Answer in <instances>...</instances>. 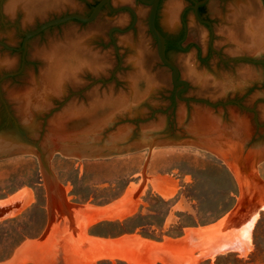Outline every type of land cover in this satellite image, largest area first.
<instances>
[{
	"label": "rangeland",
	"instance_id": "374dc122",
	"mask_svg": "<svg viewBox=\"0 0 264 264\" xmlns=\"http://www.w3.org/2000/svg\"><path fill=\"white\" fill-rule=\"evenodd\" d=\"M98 1L0 0V76L19 70L22 33L69 13L89 15ZM187 1L161 2L157 14L161 30L168 34L180 32L179 15L193 0ZM111 6L131 7L137 14V23L128 29L129 12L112 14L105 7L92 22L71 20L28 40L22 73L0 84L2 125L19 120L21 98L35 93L41 81L49 80L50 91L46 92L53 91L43 100L46 111L37 116L41 127L60 116V112L56 113L60 107L71 110L95 106L99 112L94 118L100 117L104 108L110 106L111 98L128 94L130 88L142 104L138 118L169 108L172 99L176 108L169 115L172 120L176 118L184 103L172 93L171 70L157 56L156 43L146 25L149 7L141 0H111ZM168 6H175V10L166 26L163 13ZM206 16L212 34L206 26L197 24L190 11L186 12L179 49L169 54L178 67L179 79L189 85L180 95L210 102L238 100L244 106L254 107L257 121L264 123V0H211ZM127 26L124 33H112L113 28ZM113 76L110 84L97 81H107ZM60 80L65 81L63 90ZM194 106L203 118L214 114L201 104ZM227 109L234 115L240 112L236 106ZM66 115L64 130L80 129L71 122V114ZM243 115L252 134L264 131V127L255 126L254 114ZM157 117L167 116L160 113ZM220 160L193 145L159 146L107 158L75 159L54 154L48 163L49 176L34 155L0 159V200L16 193L32 196L31 202L18 213L0 220V264H236L235 259L242 264H264V212L253 227L247 251L223 250L211 256L202 251L203 246L227 234L232 223L233 227L238 225L239 214L247 211L252 202L264 197V162L244 176L250 184L255 179L257 188H262L259 192L254 188L253 192L251 187L240 203H237L240 187L224 164L237 190L232 208L240 206L230 219L229 228L219 230L212 241H205L211 234L204 237L192 234V239L189 238L187 228L182 239L164 236L157 241L138 231L121 235L118 225L100 224L123 221L141 213L146 218L144 222L164 221V231L182 222L198 223L189 229L202 227V221L210 216L208 211L217 207L228 187L227 178L216 168ZM158 198L169 201L172 207L168 215L162 213L154 218L150 210L160 206L154 201ZM258 222L259 228L255 230ZM254 237L259 252L255 251ZM146 240L149 241L145 244Z\"/></svg>",
	"mask_w": 264,
	"mask_h": 264
},
{
	"label": "water",
	"instance_id": "95a60500",
	"mask_svg": "<svg viewBox=\"0 0 264 264\" xmlns=\"http://www.w3.org/2000/svg\"><path fill=\"white\" fill-rule=\"evenodd\" d=\"M141 2L149 6L147 26L152 36L156 39L157 56L160 62L171 70L172 93L179 101L184 103V106L178 110L176 118L172 120L169 115V112L176 108V101L174 99H172V105L169 108L165 110L159 109L153 111L148 117L138 118V115H141L142 104L140 101L137 102L138 95L130 88L128 94L111 98L110 103H108L110 106L104 108L103 115L100 117L94 118L99 112V108L96 109L95 106L71 110H65V108L60 107V111L56 112H60V116L46 121L47 125L41 127L37 120L46 111L43 100L51 95L53 91L46 92L48 89L50 91L48 84V82H51L50 80L46 82L41 81L42 85L35 93L21 98L23 103L20 107L22 117L17 121L14 120L12 124L2 125L0 123V159L19 154L34 155L38 158L44 172L49 176L48 163L50 157L54 154L75 159L107 158L143 149L152 150L155 147L166 145H193L209 153L210 150H207L205 147H215L225 152L226 156L233 160L240 173L245 176L249 175L253 166L264 162V131L252 134L248 130L245 122L246 118L243 115L244 113L254 114L253 122L255 126L258 128L264 127V123L257 121V110L254 107L244 106L240 101L234 99L210 102L206 99L181 96L180 94L186 92L189 85L187 82L179 79L178 67L166 58L163 36L154 25L159 0H141ZM205 2L206 0H202L195 3L193 10L197 20L207 24L212 34L210 22L201 21L196 14L198 5ZM104 7H107L112 12H118L123 9L130 11L134 20L128 29L135 24L136 13L133 9L129 6L112 8L111 0H99L92 7L89 15L69 13L62 17L43 22L35 29L22 33L23 40L20 48L22 51L21 66L16 72H9L0 76V84L6 78L16 77L22 73L25 66L27 43L30 38L39 35L50 27L64 24L71 20H78L83 23L92 22L98 17ZM17 28L19 29L18 25ZM118 30L122 32L127 31ZM211 49L218 54L212 47ZM245 60L250 61L249 59ZM227 61H235V59ZM120 65L121 61L117 69L120 68ZM113 80L114 76L107 81H103L102 79H98L97 81L110 84ZM64 83L65 81L60 80V90H63ZM182 85L183 87L179 88ZM0 100H2L1 92ZM196 104H201L213 110L214 114H210L211 116L208 119L203 118L205 116L200 114L199 108L194 106ZM229 106H236L240 110L239 114L234 115L230 112L227 109ZM218 108H221L222 111H216ZM51 112L53 114L55 110ZM262 112L264 114V98ZM35 113L38 115H34ZM69 113L73 117L71 122L74 125H79L80 129H74L75 131L73 132H66L64 130L66 128L65 124L68 121V115L66 114ZM160 113L167 117L165 119L158 118L157 115ZM83 115L86 117H81ZM202 118L205 122L202 121ZM90 119L93 120L89 123ZM87 121L89 124L87 123L88 125L83 126ZM199 122L204 123L201 125L205 129L210 128L213 132L221 130L220 135L225 139L232 140L233 145L230 147L224 146L223 140L216 141V144L213 146L210 145L211 142L208 138L198 132L202 129L201 126H198ZM215 123H219L218 126ZM222 126L244 127L246 128L248 137L244 141L230 138L229 133L221 129ZM41 131L42 135L40 134ZM93 131L96 136L92 135ZM120 131H123L122 135H117ZM220 161L223 162L222 160Z\"/></svg>",
	"mask_w": 264,
	"mask_h": 264
},
{
	"label": "bare ground",
	"instance_id": "6f19581e",
	"mask_svg": "<svg viewBox=\"0 0 264 264\" xmlns=\"http://www.w3.org/2000/svg\"><path fill=\"white\" fill-rule=\"evenodd\" d=\"M174 7L175 6H168L164 10L163 22H164V24H166V26L169 23H171V21H172L174 10H175ZM256 51H258V49ZM203 122H205V121H203ZM201 124H204V123H201V122L198 123V126L202 127V129L199 130L198 132H200L201 135H204L205 137L208 138V140L211 142L210 145H212V146L215 145L216 141H218V140H223L224 146L230 147V146L233 145L232 140L225 139V138H223L220 135L221 134V130L213 132L212 129L211 130H210V128H206L205 129V127L202 126ZM218 124L215 123V125H217V126H218ZM221 129L225 130L226 132H228L230 138H235V139H239L241 141H244L248 137V133L246 131V128H244V127H236V126L235 127L234 126L226 127V126H222ZM121 133H123V131H120L117 135H122ZM92 135L96 136L94 131L92 132ZM205 148L207 150H210V153H213L219 159H221L224 162V164L229 168L231 173L234 175V178L236 179V181H237V183H238V185L240 187L239 188L240 189V195H239V199H238L237 203L241 202L240 201L241 198L244 195H246L247 192L250 191L251 187H253L252 189H253V192H254V188H257L258 183L255 182V179H253L252 180L253 184H252V181H251V184H250V182H248V180L244 177L245 175H242L240 173L239 169L236 167V165L233 162V160H231L228 156H226L225 152H223L222 150L217 149L215 147H210V148L205 147ZM254 167L255 166H253L252 167L253 169L251 168V170L254 171V169H255ZM251 170H250V173H251ZM261 188L262 187L257 188L256 190L258 191ZM262 192H264V191H262ZM23 194L25 195V193H23ZM27 194L28 195H26V197H24V198H26L25 199L26 201H23V202L20 201V198H19L18 195H15L14 197H12L11 199L16 198L15 201H16V203H18L13 208H9L8 207V201H1L0 202V220L5 218V217L14 216V214H16L17 211L23 209L25 207V205H28L29 202H31L30 200L32 199L31 198L32 196H31L30 193H27ZM250 197H251V194L249 196V199L251 200ZM252 200H254V199H252ZM249 205H251V204L249 203ZM10 206H12V205H10ZM238 206H240V205L237 204L234 208H232V210L230 212H228V214H226L224 217L220 218L216 223L210 224L208 226H202V227H199V228H191V229L187 228L186 232L189 234V238L191 237V239H192V234H199V235H201V237L209 236L211 234L210 236H212V237L211 238L209 237L210 239L206 238V240L205 239L204 240L207 241V242L209 240L212 241L213 236L216 237L215 234L218 235V232H220L219 230H221V232H222L223 228L226 227L227 225H229V222H231L230 219L232 218V216H234L237 213V210H239ZM97 212H95V213H97ZM261 212H264V197L263 198H259L255 202H252V206L247 211L243 212L242 214H239L240 215V221H239V224L237 222L238 225L233 227L232 226L233 223H232V225L230 226L232 228H230V230L228 229L229 231H228L227 234L225 233V235L218 236L219 239L217 238V241L215 239V241H216L215 243H212V242L209 243V244L205 243L206 245L203 246L202 251L205 252V254L208 253L209 256L215 254L218 251H223V250H230V251L236 250L237 252H241V253L247 251L249 249V247H251L253 227H254L256 221L258 220L259 214ZM98 213H100V212H98ZM77 215H79V214H77ZM236 220H238V217H237ZM236 220L234 222L235 224H236ZM233 221L234 220H232V222ZM186 238H187V236H186ZM148 241L146 240L145 244ZM175 241H178V240H175ZM134 261H135L134 263H136V260H134ZM136 264H138V262Z\"/></svg>",
	"mask_w": 264,
	"mask_h": 264
},
{
	"label": "trees",
	"instance_id": "16d2710c",
	"mask_svg": "<svg viewBox=\"0 0 264 264\" xmlns=\"http://www.w3.org/2000/svg\"><path fill=\"white\" fill-rule=\"evenodd\" d=\"M217 169L220 170V173L227 178L228 180V187L227 189L223 192V198L217 205V207L214 210H209L208 213L210 214L209 218L205 221H202L204 224H201L202 226H207L209 224L215 223L218 219L223 217L229 210H231L232 206L234 205L235 202V197L237 195V190L236 186L233 180V177L228 170V168L219 162V166L216 167ZM156 204L160 206L153 207L150 211L154 214V218L156 216L162 215H168L170 212V209L172 206H170L169 201H164L161 198H158V200H154ZM161 212H158V211ZM181 215V214H180ZM147 217V216H146ZM145 216L141 213H138L136 215L130 216L125 218L123 221H116V222H100V224H115L121 227V231L119 234H131L135 231H138L140 234H142L144 237L161 241L163 240L164 236L170 237V238H181L184 235V230L188 227H196L198 223H186L182 222L180 226H177L175 228H170L168 231H164L163 228V222H144L145 221ZM201 222V223H202ZM259 228V222L256 225L257 230ZM254 244H255V251L259 252V246L256 241V237H254ZM236 264H242V261L235 259L234 260Z\"/></svg>",
	"mask_w": 264,
	"mask_h": 264
},
{
	"label": "flooded vegetation",
	"instance_id": "af4514ba",
	"mask_svg": "<svg viewBox=\"0 0 264 264\" xmlns=\"http://www.w3.org/2000/svg\"><path fill=\"white\" fill-rule=\"evenodd\" d=\"M162 1H163V0H159L157 13H156L155 20H154V25H155L156 29H157V30L161 33V35L163 36V39H164V53H165L166 58L170 60V55H169L170 52H171V51H177V50L179 49L180 41H181V39H182L183 28H184V26H183V19H184V16H185L186 12L190 11V12L192 13L193 18H194V20L197 22V24H199V25H203V26H206V27L209 29V31H210V27H209L207 24L198 21L197 18L195 17V14H194V10H193V6H194V4L197 3V2H200V1H202V0H193L192 2L188 3L187 8H185V10L182 12V14L179 15V24H180V26H181L180 32H177V33L175 32V33H171V34H168V33L164 32L163 30H161V29L159 28V26H158V24H157V14H158V10H159V8H160V5H161V2H162ZM183 1H184V2H185V1L188 2L187 0H183ZM210 1H211V0H206L205 3L200 4V5H198V7H197L196 14H197V17H198L201 21H208V22H210L209 19H208V17L206 16V13H207V11H208V5H209V2H210ZM145 6L149 7L148 5H145ZM118 7H121V6H118ZM118 7H117V8H118ZM104 8H105V7H104ZM106 8H107V7H106ZM112 8H113V7H112ZM102 10H103V9H102ZM108 10H109L112 14H116V13H119V12H122V11L129 12L130 17H131V23L129 24V26L132 25L133 20H134V17H133V15H132V13H131L130 11H128V10H126V9L120 10V11H118V12H112L110 9H108ZM133 11H134V10H133ZM134 12H135V11H134ZM147 17H148V15H147ZM136 23H137V14H136V22H135V24H136ZM210 24H211V22H210ZM146 25H147V19H146ZM129 26H127V27L124 28V29L113 28V29H112V30H113L112 33H113V32L124 33V32H122V31H119L118 29H120V30H125V29H127ZM211 26H212V25H211ZM147 28H148V26H147ZM148 31H149V33L151 34V32H150L149 29H148ZM112 33H111V34H112ZM151 35H152V34H151ZM153 38H154V37H153ZM154 41H155V43H156V39H155V38H154ZM170 61H171V60H170Z\"/></svg>",
	"mask_w": 264,
	"mask_h": 264
},
{
	"label": "crops",
	"instance_id": "0c3cea01",
	"mask_svg": "<svg viewBox=\"0 0 264 264\" xmlns=\"http://www.w3.org/2000/svg\"><path fill=\"white\" fill-rule=\"evenodd\" d=\"M16 194H20V195H18L19 196V198H20V201L21 202H23V199H26V198H24V197H26V194L24 195V194H21V193H16ZM16 194H14V195H16ZM14 195H12V196H10V197H8V198H6V199H2V200H0V202L1 201H8V207L9 208H13L14 206H16L18 203H16V201H15V199L16 198H13V199H10L11 197H13ZM24 201H26V200H24ZM25 203V202H24ZM10 205H12V206H10ZM216 223V222H215Z\"/></svg>",
	"mask_w": 264,
	"mask_h": 264
}]
</instances>
